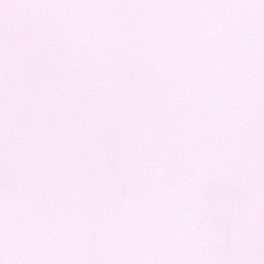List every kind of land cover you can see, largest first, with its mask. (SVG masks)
<instances>
[{"label":"snow or ice","instance_id":"1","mask_svg":"<svg viewBox=\"0 0 264 264\" xmlns=\"http://www.w3.org/2000/svg\"><path fill=\"white\" fill-rule=\"evenodd\" d=\"M0 264H264V0H0Z\"/></svg>","mask_w":264,"mask_h":264}]
</instances>
